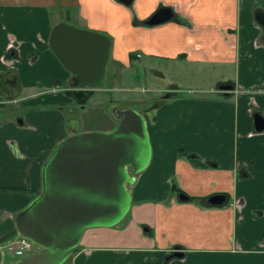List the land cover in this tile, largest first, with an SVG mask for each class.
<instances>
[{
	"label": "crops",
	"instance_id": "crops-1",
	"mask_svg": "<svg viewBox=\"0 0 264 264\" xmlns=\"http://www.w3.org/2000/svg\"><path fill=\"white\" fill-rule=\"evenodd\" d=\"M55 5L64 16L49 24L47 8ZM161 8H171L174 17L146 25ZM258 13L264 15V0H0V75L18 72L20 93L34 88L23 84L22 71H35L43 60L55 64L49 36L60 22L109 37L105 71L141 68L167 80L161 65H179L219 76L213 86L175 94L149 112L151 159L128 186L129 219L117 229L85 230L65 264H161L175 248L187 259L195 255L192 264H264V192L253 199L238 190L248 184L264 189V131L256 132L253 120L256 113L264 118ZM167 83L153 89L178 91ZM222 85L233 88L222 91ZM24 98L0 96V109ZM20 118L22 125L0 115V199L9 203L0 208V239L15 230L30 191L41 190L46 157L66 137L43 139ZM214 195H224L225 202L210 205ZM185 258L173 264H187Z\"/></svg>",
	"mask_w": 264,
	"mask_h": 264
},
{
	"label": "water",
	"instance_id": "water-1",
	"mask_svg": "<svg viewBox=\"0 0 264 264\" xmlns=\"http://www.w3.org/2000/svg\"><path fill=\"white\" fill-rule=\"evenodd\" d=\"M118 1L130 5L133 0ZM173 17L171 8H161L146 25L163 24ZM256 20L264 32V15L258 13ZM49 45L70 74L66 95L84 105L104 81L110 56L109 37L60 22L51 30ZM2 86L7 91L1 89ZM232 88L230 85L219 87L222 91ZM19 94L17 73L1 74L0 96L13 101ZM175 94L167 92L149 111ZM114 114L118 123L113 129L74 133L53 147L41 170V193L19 211L14 220L18 235L30 240L38 251L10 264H65L85 230L112 228L127 216L131 208L128 186L134 184L136 175L150 163L151 145L142 113L125 109L115 110ZM253 120L255 131H264V118L256 113ZM179 199L186 201L187 197L181 194ZM224 202V195L208 199L212 206ZM179 253H174L172 258L181 259L184 253Z\"/></svg>",
	"mask_w": 264,
	"mask_h": 264
},
{
	"label": "rangeland",
	"instance_id": "rangeland-1",
	"mask_svg": "<svg viewBox=\"0 0 264 264\" xmlns=\"http://www.w3.org/2000/svg\"><path fill=\"white\" fill-rule=\"evenodd\" d=\"M47 10L49 13L46 17L49 24L64 16L63 10H60L58 5L48 7ZM50 54L62 67L52 52ZM56 61L52 65L47 60H43L34 69L35 71H22L23 84L26 83V86L33 85L34 88H23L20 95L21 97L26 96L24 100L6 105L0 109V115L6 118H25L26 125H31V128L37 130L43 139L60 134L67 137L74 133L109 131L118 123V118L114 114L115 110H136L143 114L147 124L151 113H149L150 111L145 112V108L149 109L153 107L155 103L152 101L158 100L163 96V92L153 88H156L158 85L167 87V81H170L172 85L178 86L177 92L182 96L187 94L186 91L188 90H201L213 86V81L219 77L217 73L209 76L208 71H197L192 66L181 67L179 65L177 67H165L161 65V69L166 70L162 72L167 80L154 77L150 71H143L141 68L131 69L125 73H121L120 71H115V73L114 71H105L102 85L99 89L95 90L93 94L95 96L88 100L86 109L81 110L76 107L77 100L73 101L65 94L64 88L67 86V82H64L62 78L68 72L63 67L62 69L65 71L58 69L59 66ZM18 77H20L19 73ZM35 92H41V94L38 97L31 98L30 95ZM60 99L64 100V102L60 103ZM24 190H27V188H24ZM238 190L243 194L242 196L253 199H259L264 192V189L250 184L241 185L238 187ZM2 200L7 203L0 204V208L2 206L7 207L9 205L7 199L1 198L0 201ZM27 203L29 201L20 207L19 210L21 211ZM129 213L121 224L119 223L111 229L123 227L130 217ZM113 238L115 237L113 236ZM15 239L0 242V246H6V243ZM193 258H196V256L191 254L188 256V259L185 258V261L187 264H192ZM129 259V257H126V260ZM14 260L17 259L12 258V254L7 252L4 254L2 264H10Z\"/></svg>",
	"mask_w": 264,
	"mask_h": 264
},
{
	"label": "built area",
	"instance_id": "built-area-1",
	"mask_svg": "<svg viewBox=\"0 0 264 264\" xmlns=\"http://www.w3.org/2000/svg\"><path fill=\"white\" fill-rule=\"evenodd\" d=\"M35 248V245L25 238L11 240L10 242L6 243V246H2L4 254L9 252L12 254V258L15 259L24 258L31 255L34 253Z\"/></svg>",
	"mask_w": 264,
	"mask_h": 264
},
{
	"label": "flooded vegetation",
	"instance_id": "flooded-vegetation-1",
	"mask_svg": "<svg viewBox=\"0 0 264 264\" xmlns=\"http://www.w3.org/2000/svg\"><path fill=\"white\" fill-rule=\"evenodd\" d=\"M1 89H3L4 91H7L6 90V88L4 87V86H2L1 87ZM67 89V88H66ZM66 89H64V92L66 91ZM66 94V93H65ZM160 100V99H159ZM73 101H75V100H73ZM156 101H158V100H156ZM155 101V102H156ZM87 104V103H86ZM86 104H84V105H79V104H76V107L77 108H79V109H81V110H85L86 109ZM145 110H147V108H145ZM16 121L20 124L21 123V125L23 124V122H22V119L20 118V117H17L16 118ZM183 253L181 250H175V251H171L170 253H168L166 256H164L163 257V259H162V262H161V264H173V262L174 261H176V260H182V259H184L185 258V254L183 255V257L181 258V259H174V258H172V255H174V253ZM179 253V254H180Z\"/></svg>",
	"mask_w": 264,
	"mask_h": 264
},
{
	"label": "trees",
	"instance_id": "trees-1",
	"mask_svg": "<svg viewBox=\"0 0 264 264\" xmlns=\"http://www.w3.org/2000/svg\"><path fill=\"white\" fill-rule=\"evenodd\" d=\"M164 101H162V102H164ZM4 190L8 191V192H13V193H24V192H26V190L20 189V188H8V189H4ZM40 192H41L40 190H32V191H30V196H31L30 201H32L35 197H37L40 194ZM13 238L19 239V238H21V236H19L16 231H13V233L1 238L0 242H4V241H6L8 239H13Z\"/></svg>",
	"mask_w": 264,
	"mask_h": 264
}]
</instances>
